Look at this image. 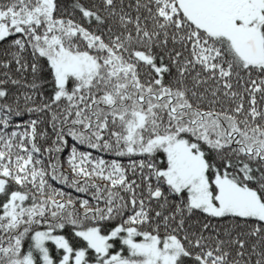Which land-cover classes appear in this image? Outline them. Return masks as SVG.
<instances>
[{
	"label": "snow or ice",
	"instance_id": "6c2138e0",
	"mask_svg": "<svg viewBox=\"0 0 264 264\" xmlns=\"http://www.w3.org/2000/svg\"><path fill=\"white\" fill-rule=\"evenodd\" d=\"M0 264H264V0H0Z\"/></svg>",
	"mask_w": 264,
	"mask_h": 264
}]
</instances>
